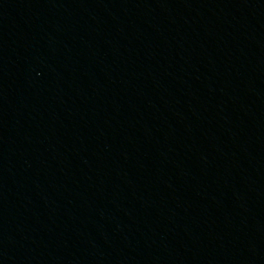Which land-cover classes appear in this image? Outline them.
<instances>
[{
  "label": "water",
  "instance_id": "water-1",
  "mask_svg": "<svg viewBox=\"0 0 264 264\" xmlns=\"http://www.w3.org/2000/svg\"><path fill=\"white\" fill-rule=\"evenodd\" d=\"M0 264H264V0H0Z\"/></svg>",
  "mask_w": 264,
  "mask_h": 264
}]
</instances>
